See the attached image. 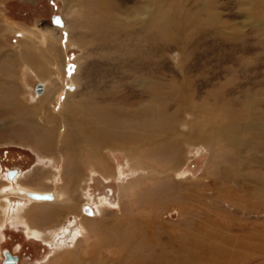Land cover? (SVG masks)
I'll return each mask as SVG.
<instances>
[{
  "label": "rangeland",
  "instance_id": "374dc122",
  "mask_svg": "<svg viewBox=\"0 0 264 264\" xmlns=\"http://www.w3.org/2000/svg\"><path fill=\"white\" fill-rule=\"evenodd\" d=\"M204 2L182 0L184 11L205 19L182 32L168 19L180 13L173 0L117 10L123 29L134 32L113 33L105 47L85 25L94 22L87 3L0 0V96L10 90L6 102L26 108L44 101L38 114L30 108L34 130L0 112V182L15 169L16 184L56 195L0 198V207L4 201L12 207L0 208V264L4 249L19 264H264V150H255L258 162L248 145L253 138L264 143V0H210L208 18ZM53 14L63 26L51 21ZM110 95L132 105L121 124L127 135L154 123L162 129L161 121L172 119L168 134L180 137V163L171 170L168 153L154 154L158 146L145 142L111 147L116 138L92 156L78 138L74 155L83 173L68 188L72 167L63 152L40 148L39 118L56 116L59 147L67 128L58 118L63 103L80 101L91 121V104ZM142 118L148 122H137ZM200 119L207 123L199 131L193 124ZM228 134L236 145L224 141ZM98 158L109 174L96 167ZM16 203L28 208L25 217L39 237L10 217ZM86 204L94 208L91 217L81 212ZM227 257L237 261L221 263Z\"/></svg>",
  "mask_w": 264,
  "mask_h": 264
},
{
  "label": "bare ground",
  "instance_id": "6f19581e",
  "mask_svg": "<svg viewBox=\"0 0 264 264\" xmlns=\"http://www.w3.org/2000/svg\"><path fill=\"white\" fill-rule=\"evenodd\" d=\"M66 1H68V0H65V2ZM80 1L83 3H87L89 5L90 14H91V11L94 13V22H91V18H89L85 23L86 27L91 29V34L93 35L94 39L97 40V42L101 46H105V47L110 40L108 38L113 33H115L116 36H118V34L121 36V33L125 35V32H126L123 29L125 26L124 22H122L116 18V15H115L116 11L117 10H123V11L129 12L133 8L140 7V5H139L140 0H80ZM80 1L75 0L74 5H81L82 3ZM91 1H92V5H91ZM173 1L176 2L175 3L176 7H177L176 9H180V13H178V15L173 14L172 15L173 18H170V17L168 18V19H170L169 20L170 23L173 22L174 28H177V29L181 30V32H182V29H185L188 26V24L201 23V21L205 20L204 18H203L204 20L199 18L198 14H197L198 11H195V10L190 11V12H188L186 10L184 11L183 5H181L182 0H173ZM159 2H160V0H143V3H145L146 5L151 6V7L157 6L159 4ZM169 2H171V1H169ZM207 3L204 2L203 5L200 3L202 5L200 7L204 10V12L206 14L205 16L208 18L209 14L207 11V7H210L209 6L210 5L209 3H211L210 0ZM139 9H141V8H139ZM210 15H212V14H210ZM214 15H215V13H214ZM213 16H211V17H213ZM164 17H165V15H164ZM59 19L61 21V24H59V23H54V24L61 27V26H63V22H62V19L60 16H59ZM210 20L212 21V19H210ZM129 32L133 33L134 31H132L130 28H128V31L126 33L129 34ZM44 40H45V38H42V41H44ZM119 62H121V61H119ZM138 65H139V63H138ZM135 66L136 65H134V67ZM41 88H42V84L40 83V89H39V91H36V92L37 93L41 92ZM10 92H12V91L9 90V91H7L6 95H3L2 97L0 96L1 97L0 98V112H3V111L9 112L11 114L10 115L11 117H17V119L20 122H22L23 124H27V123L31 124L30 127L32 130H34L36 128V123H35L34 117L36 116V114H38V110L41 109V107H42L41 105L43 104L44 101L39 98L40 99L39 102H37V100H36L35 104H32V106H30L29 108H26L22 102H12V101L6 102V101H9L11 99L9 96ZM116 100L117 99H115L114 95L113 96L110 95V96L106 97L105 99L101 100L100 103L91 104V106L93 105V107H91L92 117H91V121H90L89 117L82 115V112H80L82 109V108L79 109V105L81 104L80 101L78 102V101H74L72 99H67L66 102L63 103L64 107H63L62 113H60L59 117H58L61 120H64V122L67 125V128H66L65 133H64V137H63V139H61L62 140L61 141L62 146L58 147L56 145L58 148L55 146V136H56L57 127H58L56 124L57 120L55 119L56 116L52 115L53 113L51 114L50 112H47L45 110V112H47V113H45V115L42 118L41 117L39 118V122H40L39 130H40V132L39 133L36 132V133H38V137L41 140V145H40L41 147L40 148L46 152H52L53 150L56 149L57 151L60 152V153L57 152L60 155L64 153V157H66L65 162L70 164L72 167L70 179L68 178L70 180L68 188L69 187L74 188L76 185V181H77L76 178L79 177L83 173V170L76 165L75 159L77 156L74 155V151L77 149V146H78V140H77L78 138H81L79 140L87 143L88 147H90V149H91L92 156L94 154H97V152L100 151L101 149H103L104 146H106V144H108L111 141V138H116L117 142H115L113 146L111 145V147L125 148L126 150H130V149H132L136 146H139L145 142V143H148V144L153 145L155 147L158 146L157 147L158 151H154L153 152L154 154H155V152L157 155H159V153H161V152L168 153L169 156L167 154L166 155L169 158L168 162H169V165L171 166V168H170L171 170H174L175 167H177L178 164L180 163L179 162L180 160L177 159V155L179 154V150H180V146H181V140L179 142V141H177V139H180V137H179V135L168 134V131H172L173 127H174L173 123H172L173 122L172 119L171 120L168 119L166 122L161 121L162 129H155L156 125L154 123L153 125L155 127L153 125L150 127H147L146 130H144V133H142L138 136L133 135V133H129V135H127V133L123 132V130H122L123 128H121V124H122V119L129 117V114H130L129 112H131L130 110H131L132 105L130 106L129 102H118ZM82 104L85 105V102ZM31 107L36 108V110H37L36 114H33L30 111ZM255 112H257V110ZM203 121L206 122V120L203 119L200 121V123ZM49 122L54 127H52L49 124ZM137 122L146 123V122H148V119L142 118V119L137 120ZM149 122H151V120ZM146 125H149V124H146ZM128 126H130V125H128ZM193 126L198 128L197 130H199V131L201 129H203L202 123L200 125L201 127L199 126V123H198V125L196 123H194ZM206 126H207V124H206ZM135 127L136 126H134L133 128H135ZM129 131L132 132V130H129ZM235 136H234V134L233 135L228 134V135L223 136V139H224V141H226L227 143H229L231 145H236L237 139ZM194 137H196V134L192 133L191 138H194ZM251 140L252 141L249 142L248 145L250 146V151H252V153L254 155V156H252V158L254 160L260 162L261 160L259 161L256 157L257 154H256L255 150H257V149L264 150V143H261L260 142L261 140H257V138H253ZM244 145H246V144H244ZM107 149H108V147H107ZM153 149H154V147H153ZM155 150H156V148H155ZM142 151L143 152H141L140 155L141 154H143V155L147 154V151H145V149H143ZM157 155H155V156L157 157ZM150 156H151V154H150ZM49 159H51V158H49ZM165 163H166V159H165L164 164ZM53 165H54L53 169L57 167L56 166L57 164H55V162ZM95 165H97L96 167H98L100 172H103L106 174L110 173V169L108 168L106 162H104L100 158H98ZM87 167H89V166H87ZM90 168H91V166H90ZM18 177H19V173L16 172L15 169H11L10 171H8L7 178H9L10 180H8V182L1 180V182H0V198L4 197L5 199H8L10 195H17V196H21V197H25V198L28 197V198H31V199L36 200V201L37 200L38 201H49V200H52L56 197V195L53 194L51 191H46V192L50 193V197H48V198H35V197L30 196L28 194V192L33 191V190H30L26 187H23L21 184H16V182L18 181ZM61 181H64V180H61ZM85 181H84V183H85ZM12 182H14L17 185V187H14L12 185ZM60 186H61V184H60ZM259 187L262 188L261 193L263 194V197H264V183L260 184ZM2 188H7V189L4 191ZM255 188L256 187L254 186V189ZM260 188H258V189H260ZM71 191H72V189H71ZM35 192H37V191H35ZM72 193L73 194H70V195L73 198H75L74 197L75 196L74 191ZM261 198H262V196H261ZM4 202H5L4 203L5 205L0 207V208H3V207H5V209L12 208L10 206V204L7 203V201H4ZM81 208H82L81 212L84 214V216L94 215V210H92L94 208L91 205L89 206V204H86V205H83ZM27 209L28 208L25 207V204L16 203V205L13 207L14 214H12L10 217L14 218V220H16L17 222L24 224L27 228V234L28 235L32 234V235L38 236V231H36L35 229H33L30 226L28 220L25 217ZM3 212H5V211H3ZM2 217H4V216H2ZM57 249H59V248H57ZM236 261H237V258L227 257L225 259H222L221 263H225V262L226 263H233ZM16 263L19 264L17 256H16ZM136 264H137V262H136Z\"/></svg>",
  "mask_w": 264,
  "mask_h": 264
},
{
  "label": "water",
  "instance_id": "95a60500",
  "mask_svg": "<svg viewBox=\"0 0 264 264\" xmlns=\"http://www.w3.org/2000/svg\"><path fill=\"white\" fill-rule=\"evenodd\" d=\"M51 21L53 23H59L61 24V21L59 19V16L57 14H53L51 16ZM34 89L36 91H39L40 89V82H36L35 83V86H34ZM28 194L32 197H35V198H48L50 197V193L49 192H35V191H30L28 192ZM1 264H17L16 263V255L15 254H12L10 252H8V250L4 249L3 250V258L1 260Z\"/></svg>",
  "mask_w": 264,
  "mask_h": 264
},
{
  "label": "flooded vegetation",
  "instance_id": "af4514ba",
  "mask_svg": "<svg viewBox=\"0 0 264 264\" xmlns=\"http://www.w3.org/2000/svg\"><path fill=\"white\" fill-rule=\"evenodd\" d=\"M10 170H11V169H10ZM10 170H9V171H10Z\"/></svg>",
  "mask_w": 264,
  "mask_h": 264
}]
</instances>
